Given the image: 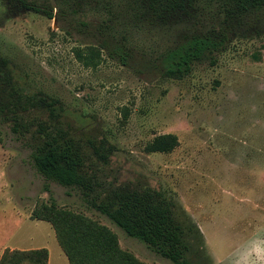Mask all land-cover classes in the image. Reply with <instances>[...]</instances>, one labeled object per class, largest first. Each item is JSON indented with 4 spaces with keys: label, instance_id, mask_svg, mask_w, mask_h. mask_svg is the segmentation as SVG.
<instances>
[{
    "label": "rangeland",
    "instance_id": "374dc122",
    "mask_svg": "<svg viewBox=\"0 0 264 264\" xmlns=\"http://www.w3.org/2000/svg\"><path fill=\"white\" fill-rule=\"evenodd\" d=\"M207 1L199 28L225 15L224 0ZM234 29L215 65H196L183 79L139 75L106 56L85 67L74 54L77 42L55 20L30 12L9 17L0 0V56L9 60L19 92L60 100L65 113L56 126L79 141L104 179L149 185L175 204L200 233L202 264H264V9L246 14ZM130 39L157 56L173 35L134 28ZM41 111L27 114L35 129L50 122ZM168 133L180 141L173 152L146 151ZM29 141L0 116V260L7 249L47 248L58 264L53 226L32 218L45 202L107 225L121 248L142 261L174 264L90 208L80 190L47 181ZM89 141L106 147L109 165L96 160Z\"/></svg>",
    "mask_w": 264,
    "mask_h": 264
},
{
    "label": "trees",
    "instance_id": "16d2710c",
    "mask_svg": "<svg viewBox=\"0 0 264 264\" xmlns=\"http://www.w3.org/2000/svg\"><path fill=\"white\" fill-rule=\"evenodd\" d=\"M1 1L9 17L30 12L55 20L77 42L74 54L87 68L99 66L106 56L136 74L173 79L190 76L196 65L217 64L216 55L227 50L235 24L246 14L264 9V0H224L222 21L199 28L200 16L210 4L207 0ZM134 28L168 30L172 44L151 56L131 44ZM19 90L9 60L0 56V116L12 123L15 133L30 136L34 166L47 181L80 190L90 208L174 264L203 263L200 233L177 213L175 204L149 185L104 179L79 141L56 126L65 113L60 100L43 94L24 97ZM33 109L47 112L50 122L42 120L35 129L26 120ZM179 145L176 134H162L146 145V151L166 154ZM88 148L99 163L109 165L103 144L89 141ZM32 218L53 226L70 264H150L123 250L111 228L86 215L42 202ZM0 264H49V251L7 249Z\"/></svg>",
    "mask_w": 264,
    "mask_h": 264
},
{
    "label": "crops",
    "instance_id": "0c3cea01",
    "mask_svg": "<svg viewBox=\"0 0 264 264\" xmlns=\"http://www.w3.org/2000/svg\"><path fill=\"white\" fill-rule=\"evenodd\" d=\"M57 261H58L57 262L58 264H70V262H69V260H68V258L66 256V254L64 253V251L62 250V248H61V251H59V255H58ZM49 264H53V259H52V255H51V252L50 251H49Z\"/></svg>",
    "mask_w": 264,
    "mask_h": 264
}]
</instances>
